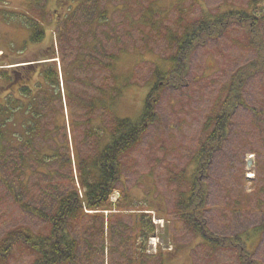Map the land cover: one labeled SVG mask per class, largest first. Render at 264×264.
Instances as JSON below:
<instances>
[{
  "label": "rangeland",
  "instance_id": "obj_1",
  "mask_svg": "<svg viewBox=\"0 0 264 264\" xmlns=\"http://www.w3.org/2000/svg\"><path fill=\"white\" fill-rule=\"evenodd\" d=\"M1 9L10 13L0 12V64L18 71L30 67L34 86L39 63L54 56L49 61L59 69L66 127L61 119L55 122L52 112L58 103L45 101V93L39 96V110L46 117L40 120L44 123L40 131L29 137L31 144L25 146L26 140L20 143L12 136L22 132V114L8 124L1 120L12 143L0 141V246L8 239L10 250L0 264H34L37 255L25 245L24 236L16 234L49 235L52 224L23 205L53 215L57 191L73 187L71 170L63 167L67 146L73 160L77 149L82 157L94 155L98 137L94 132L90 136V128H106L108 107L117 116L140 119L158 81L157 71L168 75L152 93L158 120L123 157L111 197L122 211L105 213L113 216V239L108 238L106 218H95L96 211L86 209L90 215L72 220L69 227L79 241L77 255L63 264H248L241 257L242 243L249 264H264V65L248 77L228 137L201 178L207 187V227L239 244L230 246L227 239L224 247L212 245L189 229L179 212L195 176L201 175L196 155L226 98L225 87L237 70L264 57V0H0ZM232 9L251 17L225 20L222 27L211 28L213 33L190 51L186 71L172 73L179 62V37L202 18L217 21ZM31 21L46 29L40 43H27ZM105 63H112V72ZM0 85H5L4 79ZM111 86L120 88L122 95L113 102L105 100L104 107L100 103L90 115L87 103ZM5 90L0 89V103ZM12 92L20 96L18 89ZM69 93L75 98L72 104ZM40 147L39 162L55 148L59 161L49 159L38 166L34 149ZM72 165L77 178L76 163ZM143 211L156 225V234L146 243L148 259L134 254L132 239L137 215Z\"/></svg>",
  "mask_w": 264,
  "mask_h": 264
},
{
  "label": "trees",
  "instance_id": "obj_2",
  "mask_svg": "<svg viewBox=\"0 0 264 264\" xmlns=\"http://www.w3.org/2000/svg\"><path fill=\"white\" fill-rule=\"evenodd\" d=\"M0 12L7 13L8 11L6 9H1ZM8 13H10V11ZM250 17L251 15L246 11H236L232 9L221 15L217 21L204 18L197 21L195 24H193L191 31H186L184 35L182 34L179 37V62H177V66L175 69H173L172 73L175 72L179 74V72L186 71V66L188 63L186 58L189 56L190 51L195 47L196 44L201 42L203 39H206L213 33V31L210 30L211 28L222 27V24L225 22V20H232L233 18H236L238 21L242 22L243 20L250 19ZM253 18L256 19V17ZM31 22L32 23H30L28 26L29 37L27 43H40L46 37V29L44 26H41L35 21ZM201 36L203 38H201ZM59 39L61 41V36H59ZM257 49L259 51L261 50L258 46ZM52 58H54V56L51 57L50 55V57L44 58V61L39 63L38 68L35 71L38 74L39 79L37 81L34 80V86L30 84L32 75L31 73L27 72L30 67L22 66V69L18 71L19 69L11 70L10 68H5L4 64H0V78L4 79L5 81V85H0V89H7L5 90L6 94L3 96L4 103H0V124H3L1 120H3L6 124H8V122H13L14 116L17 113L22 114L25 117V123L22 132L18 131L12 136L17 137L20 143H24L26 140V143H24L25 146L31 144L29 137L34 135V133H38L40 131L39 127H41V124H44L40 120L46 116H43V113L41 110H39L42 107L41 99L39 98L42 93L46 94V96L43 98L45 101H49L51 103L56 101L58 103L56 109H53L52 112L54 115H56L54 120L55 122H59L60 119L63 120L61 125L62 127H66V124L64 123L65 115L63 109V97L60 86L59 69L55 61H49L52 60ZM263 62L264 57H257L246 66L237 70L232 76L231 82L225 87V89H227L226 98L221 103V108L218 113L215 114L213 119L214 124L212 125L211 131L202 143V146L196 155L198 156V162L201 165V167L199 165L198 169L201 175L195 176V179L192 182L191 194L186 199H182V209L179 211L181 215L180 217H182L189 229H194L195 233H198L199 236H202L204 239L211 242L212 245L214 244L217 247L226 246L223 243H227V239L229 241L227 244L230 246L239 244V241L231 238H221L216 236L207 227L206 217L204 215L205 202H207V187L204 186L201 178L211 163V156L214 152H218L222 148L224 141L228 137L231 118L237 106L242 103L243 89L246 82L248 81V77L253 75L258 70L260 65L262 67L264 65ZM111 66L112 63L104 64V67L112 72ZM156 75L158 81L153 85L152 91L146 97L144 114L140 117V119H132L126 116H117L111 112L110 108L108 107L105 110L108 111L111 116L109 124L106 125V128H90L92 131L90 132V136L94 132V134L98 137L96 143L97 150L95 151L94 155H90V157H82L77 149L74 155L75 159L73 160L69 147L67 146V157L63 161V167L64 165L67 167L69 166L68 169L71 170L70 175L72 174L70 181L73 184V187L69 188L65 192L57 191L56 196L54 197L56 206L53 215H46L45 212H41L38 208H32L31 210L29 209L28 204L23 205L26 209L37 214L39 217L45 218L52 224V229L49 235H31L26 233L24 234V232L16 234L17 236H24L25 245L31 252L37 255L34 264H63L75 259L78 252L79 241L72 235L69 227L71 226L72 220H76L77 218L81 219L79 217L84 214L90 215V213L86 212V209L95 210V218H106L104 226L107 225V235L109 240L112 241L115 229L114 223L111 220L113 216H107L105 213L107 211H111L112 213V210L114 209L119 211V213L122 211V209L119 208L121 207V204L119 207H116L117 204L115 205L110 198L121 176L123 157L139 143L147 128L158 120L159 115L156 110V101L152 99V93L158 89L159 85H162V82L167 79L166 77L168 75L167 73H162L160 71H157ZM62 78L64 79V77ZM170 79H173V77H170L169 80ZM177 79L180 80L182 78ZM64 80L66 81V79ZM8 85L11 87L8 88ZM13 88L19 90L20 96H16L12 92ZM101 94V97H97L96 99L91 98L89 102L86 101L88 102L87 104H90V115H92L95 110L99 109L100 103L104 107L105 100L106 102L107 100L113 102L116 97L121 96L122 90L116 86H111L109 89L107 88L102 90ZM68 97V102L72 104L75 101V98L72 100L71 93L68 94ZM81 101L82 98H79V104ZM80 105L83 106L85 103ZM36 122L40 124L37 125ZM73 125L74 126H72V129L75 127L74 121ZM2 126L3 125H0V141H5L8 144L12 143V141L7 138L8 135H5V133L2 131ZM55 126L56 129L60 128L57 123ZM90 136H88V138H90ZM40 148L37 150L34 149V153H36L35 156H37L36 161L38 166L45 165L44 162L49 159L52 161H59L61 154L55 148L56 152L54 154L43 155V160L39 162V157L42 155V147ZM5 152L6 151H4L2 154L3 156ZM24 160H27V157L23 159V162ZM32 160L33 159H31V161ZM72 161L76 163L75 170L77 173V178L73 176ZM6 184L10 188L11 185L8 184L7 181ZM21 185L23 186L24 182L21 181ZM16 200L22 204L20 199L16 198ZM125 209L128 212L130 211L128 208ZM136 213L138 214V212ZM139 214L137 215L138 222L136 223V233L134 231V235L132 237L134 254L136 256H139L140 254L141 258L148 259L150 256L146 254V243L150 236L156 234V225L146 212L143 211ZM110 221H112V223ZM15 236L10 235L9 238L14 239ZM5 240L3 241L5 244L0 246V258L10 253L9 245H6L7 241L9 240ZM139 240L140 243L138 245ZM242 247V253L244 251L245 254H241V257L243 256V260L249 264L252 262L248 261V259H250L248 256L249 253L245 251V245H243V243ZM108 249L109 248L107 247V251ZM141 263L142 262H140V264ZM253 264L258 263L253 261Z\"/></svg>",
  "mask_w": 264,
  "mask_h": 264
},
{
  "label": "water",
  "instance_id": "obj_3",
  "mask_svg": "<svg viewBox=\"0 0 264 264\" xmlns=\"http://www.w3.org/2000/svg\"><path fill=\"white\" fill-rule=\"evenodd\" d=\"M251 164V162H249V165Z\"/></svg>",
  "mask_w": 264,
  "mask_h": 264
},
{
  "label": "bare ground",
  "instance_id": "obj_4",
  "mask_svg": "<svg viewBox=\"0 0 264 264\" xmlns=\"http://www.w3.org/2000/svg\"><path fill=\"white\" fill-rule=\"evenodd\" d=\"M253 157V156H252Z\"/></svg>",
  "mask_w": 264,
  "mask_h": 264
}]
</instances>
